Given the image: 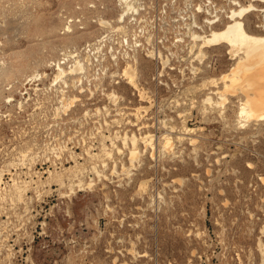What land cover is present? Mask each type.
<instances>
[{
    "label": "rangeland",
    "instance_id": "1",
    "mask_svg": "<svg viewBox=\"0 0 264 264\" xmlns=\"http://www.w3.org/2000/svg\"><path fill=\"white\" fill-rule=\"evenodd\" d=\"M119 3L0 0V264H264L259 245L264 242V131L237 127L233 107L227 119L217 111L204 117L206 91L193 88L229 69L233 60L226 47L208 49L201 63L189 51L192 41L182 43L170 89L156 90L153 60L140 56L133 65L138 84L155 103L141 120L135 109L150 103L125 76L127 82L116 85L106 74L95 86L78 75H68L69 87L53 79L64 54L77 56L116 27ZM246 22L255 28L264 13H253ZM71 64L62 66L68 72ZM195 67L202 69L197 76ZM64 90L67 97H78L67 112L57 110ZM113 91L117 102L108 97ZM184 122L198 130L184 134ZM125 133L155 135V153L140 144L141 160L124 173L122 164L131 165L129 150L118 142L124 149L113 150L118 173L111 160L107 167L99 165L104 175L98 177L88 153L100 152L103 141L110 146L105 136ZM164 134L173 137L171 151L159 143ZM192 136L199 139L197 147ZM79 165L85 167V186L75 185L72 192L65 170ZM61 172L66 186L52 180ZM13 180L32 185L23 199L14 196ZM143 180L149 181L145 192L139 190Z\"/></svg>",
    "mask_w": 264,
    "mask_h": 264
},
{
    "label": "bare ground",
    "instance_id": "2",
    "mask_svg": "<svg viewBox=\"0 0 264 264\" xmlns=\"http://www.w3.org/2000/svg\"><path fill=\"white\" fill-rule=\"evenodd\" d=\"M232 1L234 2L235 5H238V7L231 10V13L229 14V17H228L229 19L228 22L227 23L224 22L226 25L223 27L221 26L211 27L209 31H205L204 33H199V32L194 31L191 34L193 43L191 42L192 46L189 49V51L190 53L194 54L193 55L194 60L199 59V61H201L202 63V61L207 58L208 49L224 46L229 50L228 54H230L231 56L230 59L233 60V63L231 64V66L229 67L227 71L221 73L219 76L205 77L202 79L200 83L194 85L193 88L199 91H206L203 98L201 99L202 107L200 108L201 114L204 117H207L210 115V113H214L215 111H217L219 113L220 118L222 117L223 119H227V116H228L227 110L229 107H233L234 109L232 108L233 110L232 109L231 110L234 113L235 120L237 122L236 124L237 127L246 129L247 132L251 133L256 128L255 126H258L259 129L256 128L258 129V131L255 133H260L262 130L264 131V22L257 24L255 28H251L247 24L246 20L253 13H264V0H248V2L244 4L238 0H232ZM124 2H125L126 7H130L132 1L124 0ZM200 9H202V7ZM98 22H100V20ZM108 23H109L108 21L103 20V23H101V25L104 24L106 26H109V24L111 23L109 24ZM212 23H215V22H212ZM71 26L73 25H69L67 29L68 28L70 29ZM72 31H74V29ZM69 57L74 58L76 60L75 62L77 63L76 66L74 68L72 66L71 68L73 69L67 72L64 66L59 65V68L54 73L55 77L53 76L54 77L53 79H55L58 83L61 82L67 85L68 87L70 85L68 75H71V76L78 75L79 77V74L84 69V66L82 65L81 61L78 60V58H80L78 55L73 56V53H71ZM193 71H194V74L197 76L202 71V69L200 67H195L193 68ZM123 73H124V76L128 79L129 84L135 90H137L139 98L142 101L150 103V105L138 106L135 109L133 113L134 116H136L137 120H141L144 117L143 113L145 112L144 114H146V112H148L154 106L153 99L149 95V92L147 91V89L140 88L138 84L139 82L138 74L139 73L135 66L129 64L128 66L124 68ZM38 75H41V77H43L44 75L46 76V74H43V73L41 74L38 73L37 76ZM79 85H82V84H79ZM65 91L66 90L63 91V96L60 100L61 105L57 107V110H62L64 112H67L69 111V109H71L72 106H74V103H76L75 101H77L78 97L76 96L72 97L73 95L71 97L70 96L67 97ZM113 92L114 93L111 92L110 94H108V97L111 101L113 100L114 102H117V99L119 98V96L115 93V91ZM176 103H178V105L181 104L178 100H176ZM191 103H192V107L195 108L197 100L192 99ZM55 110H56V107H55ZM57 112L60 113L59 111ZM185 115H186L185 112H182V111L179 112L178 114V116L182 118L185 117ZM55 116H56V113H55ZM170 129L171 131H175L176 126L172 124L170 126ZM199 129L202 130L204 128L200 127ZM197 130L198 129L189 127L188 125H186V123L180 129V131L183 132L184 134H191V133L194 134ZM114 136H115L114 138L105 136V138L108 137V140H110L111 142L110 146L107 145L105 141H103L102 142L103 144H101L102 148L100 152L98 151L95 153H91V152L88 153L90 155L91 160H93L91 170L98 177H102L104 175L103 170L99 168V165H102L103 167H107L109 165V161L111 160L114 161V165H113L114 167H112L114 168L113 172L118 173L117 172L118 165H117V161L114 160L113 150L116 149L119 153H124V149L119 146L118 142H121L124 145V147L129 150L128 159L131 165L127 166L124 163L122 164L123 172L128 173V174L131 173V169L134 166H136L135 163L142 156L141 155L142 148L140 149V144H143L145 148H148V146H151L153 150V154L155 153V150L157 149V146L155 145V142H157V138L153 134H146V135L144 134V135L139 136L137 134L125 133L122 135L118 134ZM178 139L182 141L185 138L183 137V135H179ZM189 139L191 141V144L197 147L199 143V139L193 136L189 137ZM159 143L162 145V147L165 150H168V151L173 150L174 141H173V137H171L169 134L162 135V137L159 140ZM22 151H20L19 153H21ZM25 152L21 155L23 158L27 157ZM30 152L31 151H29L28 153ZM21 156L20 158H22ZM19 161H21V159ZM30 161H32V159ZM16 163L19 164L18 161ZM14 164L15 163H13V165ZM84 169L85 167L83 166L80 167V165L79 167L72 166V167L66 168L65 171H67L66 175L68 176L67 178L69 180L68 181L69 187L72 192H74L75 190V185H78L80 187V190H82L83 189L82 187L85 186L84 178H83L84 172H85ZM52 172L50 173V176L53 175ZM58 173H57V176H55L56 174L53 176L52 180H54V178L56 177L57 178L56 181L60 183L58 185L63 186L66 184V179L64 178L65 174L61 172L63 175L61 173H60L61 175H58ZM3 175H4L3 171H0V184L3 181ZM48 180L49 181L51 180L50 177L48 178ZM179 181H182V180L179 179ZM263 181H264V177H263ZM37 182L39 183L41 181H37ZM148 182H149L148 180L141 181L139 190L143 192L147 191L146 189L148 187ZM18 183L16 181L13 183L14 196L21 198L26 193V191L29 189V187H31L32 185L29 184L28 181H24L23 184L21 183L18 184ZM42 183L44 184L45 182H42ZM48 183H51V181ZM92 185H93V181L89 183V187H91ZM1 186L2 185H0V187ZM4 195L2 197H6ZM0 197H1V194H0ZM259 245H260V249H261L263 260H264V242H260ZM123 264H126V263H123Z\"/></svg>",
    "mask_w": 264,
    "mask_h": 264
},
{
    "label": "built area",
    "instance_id": "3",
    "mask_svg": "<svg viewBox=\"0 0 264 264\" xmlns=\"http://www.w3.org/2000/svg\"><path fill=\"white\" fill-rule=\"evenodd\" d=\"M120 1L122 13L116 27L75 52L84 66L79 79L86 80L88 86H95L94 81L106 74L116 85L127 82L122 67L136 65L139 57L145 56L154 63L156 90L170 89L176 78L180 45L188 39L193 43L194 31L204 33L222 25L231 10L238 7L228 0H131L130 7ZM67 54L57 62V67L58 63L76 66V60L72 61Z\"/></svg>",
    "mask_w": 264,
    "mask_h": 264
}]
</instances>
